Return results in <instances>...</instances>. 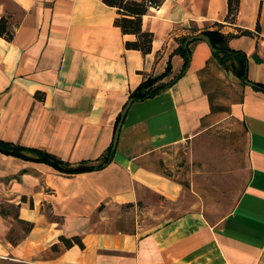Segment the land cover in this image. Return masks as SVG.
Returning <instances> with one entry per match:
<instances>
[{
  "label": "crops",
  "instance_id": "obj_1",
  "mask_svg": "<svg viewBox=\"0 0 264 264\" xmlns=\"http://www.w3.org/2000/svg\"><path fill=\"white\" fill-rule=\"evenodd\" d=\"M117 15L102 0H0L11 34L0 35V140L95 164L129 92L168 61L163 81L182 70L129 102L99 169L68 174L0 151V264H264V0H237L230 15L228 0H163L142 15L146 54L125 47L135 35ZM213 29L234 54L223 65L195 39L182 69L179 39ZM221 115L244 132L246 179L216 215L217 178L167 169L171 149H200Z\"/></svg>",
  "mask_w": 264,
  "mask_h": 264
},
{
  "label": "trees",
  "instance_id": "obj_2",
  "mask_svg": "<svg viewBox=\"0 0 264 264\" xmlns=\"http://www.w3.org/2000/svg\"><path fill=\"white\" fill-rule=\"evenodd\" d=\"M102 1L107 5L116 7L118 15L113 20L114 25L118 26L122 33H130L135 35V39L125 41V47L137 49L143 54L150 52L153 34L151 31L144 30L142 28V15L147 12L150 6H159L163 0ZM236 5L237 0H228V15L233 13L234 9L236 8ZM202 32L209 37L210 43L214 48H216L215 44L217 40H221L223 38L225 39L228 37L226 35L221 34L216 29L203 30ZM242 33L249 34L250 32L248 30H244L242 31ZM0 35L6 37L7 39L11 38V34L7 28L6 20L4 18H0ZM186 37L187 36H183L179 39V44L176 50L183 57L182 69H184L188 63V45L186 48L183 46V42ZM213 53L221 62V64L225 65L226 60L231 56L232 52L216 48ZM171 72V64L170 61H168L165 69L162 72L145 77L134 89H132L128 94V99L140 100L153 96L158 91L170 84L174 79H176L182 73V70L181 72L173 76L171 79L163 81L165 78H168L171 75ZM262 87L264 88V85ZM119 119L120 114L117 117L115 125ZM0 151L7 154L45 162L53 166L54 168L68 174L99 169L109 161L110 155L113 153L111 146H109L105 153L101 156L99 162L95 164L90 163L87 160H81L74 164H70L67 162H62L61 160L57 159L53 155L43 150L34 147L20 146L18 144H14L5 140H0ZM60 240L65 246H70L72 243H77L80 246L82 245L78 236H61Z\"/></svg>",
  "mask_w": 264,
  "mask_h": 264
},
{
  "label": "rangeland",
  "instance_id": "obj_3",
  "mask_svg": "<svg viewBox=\"0 0 264 264\" xmlns=\"http://www.w3.org/2000/svg\"><path fill=\"white\" fill-rule=\"evenodd\" d=\"M220 120L203 132L196 142H203L200 149H190L189 143L180 144L171 149L169 172L178 174L179 179L195 171L202 182L212 183L217 178V190L213 195V212L216 215L225 212L237 191L245 183L244 142L245 135L240 124L231 116L221 115ZM189 142V141H187ZM214 183V182H213Z\"/></svg>",
  "mask_w": 264,
  "mask_h": 264
},
{
  "label": "water",
  "instance_id": "obj_4",
  "mask_svg": "<svg viewBox=\"0 0 264 264\" xmlns=\"http://www.w3.org/2000/svg\"><path fill=\"white\" fill-rule=\"evenodd\" d=\"M195 39H202V40H204L210 46V48L212 50H214V48L211 47V45H210L211 43H210L209 37L206 34L202 33V32L187 36L185 38L184 42H183V46L186 48L187 47V44L189 42H191L192 40H195ZM245 81L247 83H249V84H253V83H251V82H249L247 80H245ZM130 101H131V99H128L127 100V102L124 104V106H123V108H122V110L120 112V119L116 123L115 129H114V133H113L112 149H114V147H115V144H116V141H117L118 132H119V128H120L121 122H122V117H123V114L126 111V109H127L128 104H129Z\"/></svg>",
  "mask_w": 264,
  "mask_h": 264
}]
</instances>
